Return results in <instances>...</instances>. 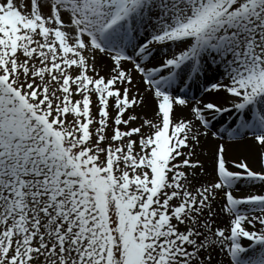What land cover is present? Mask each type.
<instances>
[{"label":"snow or ice","instance_id":"snow-or-ice-1","mask_svg":"<svg viewBox=\"0 0 264 264\" xmlns=\"http://www.w3.org/2000/svg\"><path fill=\"white\" fill-rule=\"evenodd\" d=\"M0 264H264V0H0Z\"/></svg>","mask_w":264,"mask_h":264},{"label":"bare ground","instance_id":"bare-ground-1","mask_svg":"<svg viewBox=\"0 0 264 264\" xmlns=\"http://www.w3.org/2000/svg\"><path fill=\"white\" fill-rule=\"evenodd\" d=\"M21 2H23V0H21ZM139 82V81H138ZM195 91V90H194ZM93 110H95V109H93ZM137 111H141V109H137ZM202 158H205V157H203L202 156Z\"/></svg>","mask_w":264,"mask_h":264}]
</instances>
